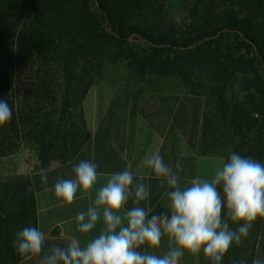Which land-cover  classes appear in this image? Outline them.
Segmentation results:
<instances>
[{
	"label": "trees",
	"instance_id": "16d2710c",
	"mask_svg": "<svg viewBox=\"0 0 264 264\" xmlns=\"http://www.w3.org/2000/svg\"><path fill=\"white\" fill-rule=\"evenodd\" d=\"M135 3L0 0V99L12 108L10 123L0 126V158L13 154L23 140H36L38 128L49 130L48 104L59 95L61 111L74 100L80 111L82 132L69 141L59 139L68 145L59 160L70 161L82 147L77 144L90 137L82 104L96 83L94 72L104 64L125 63L142 82L174 77L212 105L214 110L204 115L203 154L223 156L213 128L216 121L229 119L236 138L233 151L264 162V41L248 6L236 0L233 24L176 34L140 32ZM50 154L51 147L44 168L51 163ZM29 226L38 227L29 177L0 179V264H36L22 261L12 246L15 233ZM256 256L264 258L261 217L241 245L230 247L225 260L233 264L243 258L251 264Z\"/></svg>",
	"mask_w": 264,
	"mask_h": 264
},
{
	"label": "clouds",
	"instance_id": "9594fccd",
	"mask_svg": "<svg viewBox=\"0 0 264 264\" xmlns=\"http://www.w3.org/2000/svg\"><path fill=\"white\" fill-rule=\"evenodd\" d=\"M12 108L0 99V126L10 123ZM142 163L166 183L169 212L149 215L139 206L150 197V185L137 180L127 168L114 172L99 188L94 204L76 216L78 230L89 233L102 219L103 229L81 246L77 238L65 246L46 247V234L39 227H24L15 233L12 246L22 261L39 259V264H179L185 252H203L210 264H222L230 247L243 243L258 217L264 218V162L233 151L222 162L211 180L199 177L190 186L181 188L182 164L176 161L175 171L159 153L146 154ZM98 164L81 160L75 165L74 179L57 178L54 195L62 203L71 204L78 189L87 194L96 184ZM42 184H48L47 172L39 173ZM134 205L127 208L129 201ZM238 225L232 228L229 224ZM167 236L169 248L159 255L162 238ZM233 264H248L246 259ZM251 264H264L256 256Z\"/></svg>",
	"mask_w": 264,
	"mask_h": 264
},
{
	"label": "crops",
	"instance_id": "0c3cea01",
	"mask_svg": "<svg viewBox=\"0 0 264 264\" xmlns=\"http://www.w3.org/2000/svg\"><path fill=\"white\" fill-rule=\"evenodd\" d=\"M154 8L166 9L162 5L135 3L140 32L189 33L162 23L165 22L161 19L165 16L163 13L150 16L147 11ZM149 17L153 19H147ZM146 21L152 23L147 25ZM82 107L86 128L90 132L87 142L70 161L41 168L47 172V185L40 181L41 169L28 174L37 201L38 227L47 237L57 232L69 241L77 238L84 246L98 236L104 227L102 219L89 233H81L76 216L81 211L87 212L94 204L99 188L106 184L112 173L126 168L137 180L143 177V182L150 185L149 199L139 206L150 210V216L157 210L169 212L168 187L166 183L161 187L159 178L142 163L146 154L159 153L174 171L179 160L182 164L181 188L190 186L197 177L213 179L217 168L226 162L221 155L202 153L205 100L191 94L177 78L150 77L139 83L100 80L89 90ZM81 160L97 163L101 175L87 194L78 189L71 204L62 203L54 195V184L57 178L74 179L73 169ZM133 206L130 200L126 207ZM168 248V238L164 236L158 249L145 246L142 250L162 255ZM201 255L202 252L198 255L185 252L179 264H200Z\"/></svg>",
	"mask_w": 264,
	"mask_h": 264
},
{
	"label": "rangeland",
	"instance_id": "374dc122",
	"mask_svg": "<svg viewBox=\"0 0 264 264\" xmlns=\"http://www.w3.org/2000/svg\"><path fill=\"white\" fill-rule=\"evenodd\" d=\"M138 4H156V7L162 5L166 9L147 11L151 15L161 16L165 20L166 25L175 27L176 29L193 31L207 29L218 25H230L236 20L235 3L236 0H134ZM248 6L251 17L255 20L256 33L264 41V0H242ZM147 19H153L149 17ZM158 19V18H156ZM152 22L146 21L147 25ZM157 23V22H154ZM160 23V22H159ZM95 82L104 79H117L125 82L139 83L142 80L131 70L125 63L104 64L93 74ZM61 98L55 96L53 101L48 104L47 114L50 116L49 130H41L38 128V138L32 137L23 140L19 148L13 154L0 158V179L17 180L22 177H29L28 174L34 170L44 168L43 157L47 155V149L51 147L50 154L51 163H61L59 158L63 147L66 143L61 139L69 141L73 139L78 132H82V123L80 121V111L76 100L67 111H61ZM209 104V105H208ZM205 104L204 115L207 112L213 111L212 105L208 102ZM213 133L217 139V146L220 153L228 158L233 152L235 144V135L233 127L229 119L218 120L214 124ZM60 139V140H59ZM81 142L77 146H82ZM49 165V166H50ZM163 211V210H162ZM164 212V211H163ZM232 228V222L229 221ZM69 240L63 238L57 233L47 237L46 247L52 244L65 246ZM225 256L222 264H226ZM205 259V260H204ZM32 262L39 264L38 258H33ZM200 264H210V261L205 258L203 252L200 259Z\"/></svg>",
	"mask_w": 264,
	"mask_h": 264
}]
</instances>
